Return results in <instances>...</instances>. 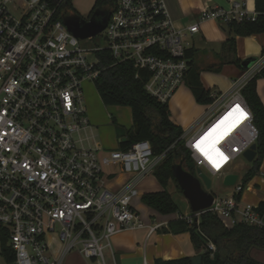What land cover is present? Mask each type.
<instances>
[{"label":"built area","instance_id":"1","mask_svg":"<svg viewBox=\"0 0 264 264\" xmlns=\"http://www.w3.org/2000/svg\"><path fill=\"white\" fill-rule=\"evenodd\" d=\"M63 1L0 0V256L5 248L12 264H62L76 251L89 264H116L112 239L144 227L133 201L164 155L154 157L148 141L107 152L93 141L82 84L101 73L97 54L146 71L144 90L167 105L186 86L189 36L200 24L254 17L235 1L228 9L203 7L194 23L179 29L163 0H111L113 10L97 34L104 35V46L86 47L64 25ZM241 84L237 80L226 99L211 92L207 119L182 134L195 168L206 175L222 179L256 145L258 130ZM207 140L215 147L204 152ZM103 165L112 170L104 173ZM119 173L128 180L108 189L106 181ZM231 188L228 196L212 195L210 207L188 222L197 224L210 212L226 229L264 226L258 205L236 200L246 187L237 180ZM208 248L215 250L212 243Z\"/></svg>","mask_w":264,"mask_h":264},{"label":"trees","instance_id":"2","mask_svg":"<svg viewBox=\"0 0 264 264\" xmlns=\"http://www.w3.org/2000/svg\"><path fill=\"white\" fill-rule=\"evenodd\" d=\"M48 1L52 3L56 0ZM69 5L70 0H64L60 9ZM98 7L105 9L108 16L113 10L111 0H95L92 11ZM255 11L256 16L253 20L230 22L225 25L228 38L224 47L232 56L231 62L241 70L245 69L240 67L239 60L235 58V37L264 33V0H255ZM97 56L98 67L102 71L95 80L94 87L102 104L127 107L131 113L132 128L120 134L126 140L120 143L119 148L126 150L132 142L148 141L154 157L164 155L153 172L161 190L144 193L141 196V202L161 215L177 213V205L166 190L170 182L179 189L172 175V166L181 163L184 170L193 173L189 168H185L192 159L184 146L182 130L169 120L168 106L157 102L144 90L146 71L137 72L129 62L114 63L106 52H101ZM186 57L189 59L186 86L198 104L207 105L212 102L211 92L205 89L200 81L199 69L194 65V53L191 49L186 52ZM215 70L219 72L220 69ZM258 78H264V67L241 89V94L252 112L253 121L258 130L255 158L240 180L243 187H246L258 173L264 158V107L255 91V81ZM240 198L241 194H238L236 200ZM258 211L264 221V201L258 203ZM168 229L173 234L189 233L193 247L197 252H201V264H264L252 256L254 251L264 252V226L236 224L226 229L216 216L210 212H204L200 214L197 224L192 222L189 225L185 220L177 219L168 223ZM209 243L214 245V251L208 248ZM3 258L7 264H12L14 259L10 250L5 248H3ZM156 264H190V261L189 258H183L157 261Z\"/></svg>","mask_w":264,"mask_h":264},{"label":"crops","instance_id":"3","mask_svg":"<svg viewBox=\"0 0 264 264\" xmlns=\"http://www.w3.org/2000/svg\"><path fill=\"white\" fill-rule=\"evenodd\" d=\"M163 1L172 19L173 25L179 29H183L187 25L194 23L198 19L201 8L218 6L228 9L231 3L235 1L243 4L249 16H256L255 0ZM227 38L228 33L225 29V25H221L217 22L202 23L199 26V31L189 36L191 50L194 53V65L199 69V78L202 85L210 92L222 95L224 99L228 98L233 93V84L237 80L242 79V84L240 86V89H242L243 86L257 74L254 72L260 71V69L264 67V33L247 37H235V58L238 59L240 63L246 59H253L252 65L245 70L239 69L231 62L232 56L224 47ZM217 68L220 69V72L215 74L217 73L215 70ZM255 91L264 107V78L256 79ZM170 102L175 105L174 108L170 109ZM167 106L169 120L182 130L184 137L190 135V133L197 129L208 117L206 109H203L205 105L198 104L195 101L187 86L179 88ZM112 107L127 109L129 113L128 120L120 130V134H123L125 130L131 129L133 125L130 110L127 107ZM89 116L91 123L97 125V123L100 122L93 113ZM90 130L89 133L91 132ZM114 134V146L116 149H120L119 146L124 137L116 135L117 130ZM97 143L104 149L102 144L99 142ZM234 168V165L230 166L226 169L225 174H235ZM128 178V175L119 173L110 180H107L105 184L108 189L116 191L128 180ZM149 178H152L154 181H149ZM262 178H264V158L260 164L258 173L246 185L245 191L249 194L244 192L241 194V203L258 205L259 202L264 201V198L259 197V193L255 190L256 187L259 188L261 180H264ZM152 184L156 186L153 189H151ZM160 190L161 188L155 177L149 175L141 181L139 185L140 196L134 199L133 203L135 202L136 204V202H141V196L146 192H157ZM138 205L139 208H136V205L134 208L138 212L144 227L131 231H124L113 237L112 253L116 264H156L157 261H171L183 258L190 259L200 256L201 252H197L193 247L188 232L173 234L168 229V223L177 219H183L190 225L191 223L186 219V217L193 215L190 209H188V213L186 214L174 213L171 215H161L143 203L142 205ZM151 226H158V228L154 232H150L149 228ZM260 254L261 251H254L252 256L260 262L262 259V255Z\"/></svg>","mask_w":264,"mask_h":264},{"label":"rangeland","instance_id":"4","mask_svg":"<svg viewBox=\"0 0 264 264\" xmlns=\"http://www.w3.org/2000/svg\"><path fill=\"white\" fill-rule=\"evenodd\" d=\"M95 0H70L69 7L63 8L60 10L61 16L69 17V18H79L83 20H87L88 16L92 13V9L94 6ZM81 44L86 47H103L104 46V35H95L92 39H84ZM220 72V71H219ZM219 72L215 73L218 74ZM83 90V100L84 105L87 110V116L89 119V123L91 126V136L95 142H99L102 144L104 149L107 151L116 149L114 146L115 142V134L114 132L117 130L116 135H120V130L124 123L128 120L129 113L127 109L115 108L112 106H103L101 100L95 90L94 83L91 81H84L82 84ZM174 104L170 102L169 107L174 108ZM203 109H207L203 107ZM173 111V110H172ZM91 113L94 114L95 117L100 121L97 125L91 123L90 116ZM177 114V113H176ZM252 162H247L242 156L238 157L234 162V173L238 176V181L241 180L242 176L245 172L251 167ZM103 172H109L112 170L111 166L103 165ZM186 169L192 170L193 174H195V165L191 162ZM211 180V187L208 192L214 196H227L232 192L231 187H225L222 185V180L220 178L212 177L207 174ZM264 179V178H262ZM149 181H154L152 178H149ZM155 184H152L151 189H153ZM166 190L171 195L172 200L175 202L178 208V213L186 214L188 213L189 205L181 191L176 187V185L171 182L167 186ZM255 190L259 193V197L264 198V180H261L259 188H255ZM244 193L249 194L244 190ZM142 205L141 202L133 203V206L136 205V208H139V205ZM150 212V211H149ZM142 214V213H141ZM108 253V252H107ZM261 260L260 262L264 263V252H261ZM0 264H6L3 257L0 256ZM62 264H89L88 261L83 260L76 251L69 252L62 262Z\"/></svg>","mask_w":264,"mask_h":264},{"label":"water","instance_id":"5","mask_svg":"<svg viewBox=\"0 0 264 264\" xmlns=\"http://www.w3.org/2000/svg\"><path fill=\"white\" fill-rule=\"evenodd\" d=\"M100 21L92 18L88 21L79 18H69L63 16V22L67 30L77 39L84 40L99 34L105 27L108 14L100 13ZM253 63V59H246L240 63V67L248 69ZM125 142V139H122ZM256 155V145H252L244 154L243 158L247 162H252ZM195 174L183 169L181 163L172 166V175L179 186L181 194L187 201L192 213L200 212L210 207L213 196L208 192L211 187L210 178L200 169L195 170ZM238 176L233 173L225 174L222 178V185L232 187ZM196 222V219L194 220ZM190 264H201V256L189 259Z\"/></svg>","mask_w":264,"mask_h":264},{"label":"flooded vegetation","instance_id":"6","mask_svg":"<svg viewBox=\"0 0 264 264\" xmlns=\"http://www.w3.org/2000/svg\"><path fill=\"white\" fill-rule=\"evenodd\" d=\"M100 13L107 14L105 9L98 7L92 11V13L88 16L86 21L90 20L91 18L95 21H100L101 20V17L99 16Z\"/></svg>","mask_w":264,"mask_h":264},{"label":"bare ground","instance_id":"7","mask_svg":"<svg viewBox=\"0 0 264 264\" xmlns=\"http://www.w3.org/2000/svg\"><path fill=\"white\" fill-rule=\"evenodd\" d=\"M206 139H207V138H206ZM202 147H203V149H204L203 151L205 152V151H207L206 149L214 148L215 145H214V143L209 142V141L207 140V143L202 144Z\"/></svg>","mask_w":264,"mask_h":264},{"label":"snow or ice","instance_id":"8","mask_svg":"<svg viewBox=\"0 0 264 264\" xmlns=\"http://www.w3.org/2000/svg\"><path fill=\"white\" fill-rule=\"evenodd\" d=\"M237 107H239V106H237Z\"/></svg>","mask_w":264,"mask_h":264}]
</instances>
